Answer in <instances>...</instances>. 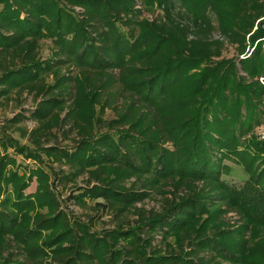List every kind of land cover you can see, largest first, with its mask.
I'll use <instances>...</instances> for the list:
<instances>
[{
    "label": "trees",
    "instance_id": "16d2710c",
    "mask_svg": "<svg viewBox=\"0 0 264 264\" xmlns=\"http://www.w3.org/2000/svg\"><path fill=\"white\" fill-rule=\"evenodd\" d=\"M25 92L0 125V264H264V0H0V101ZM67 201L138 217L99 232Z\"/></svg>",
    "mask_w": 264,
    "mask_h": 264
},
{
    "label": "rangeland",
    "instance_id": "374dc122",
    "mask_svg": "<svg viewBox=\"0 0 264 264\" xmlns=\"http://www.w3.org/2000/svg\"><path fill=\"white\" fill-rule=\"evenodd\" d=\"M158 12V11H156ZM144 13V16L146 17H154L157 13ZM53 43L48 39L41 40V56L43 58H48L52 55V48ZM226 56L231 57L235 54V49L232 46H228L224 53ZM14 97H17V94H14ZM36 104L33 95L25 92L22 96H19L17 98H14L10 102L7 101H0V125H2V121L7 117H12L16 113L24 110V108L34 107ZM115 116L114 112L112 110H108L105 114L106 119L113 118ZM25 126L28 129H32L33 127L37 126V123L34 121H26ZM264 131V129L261 130V132ZM14 137L19 138L18 132L13 134ZM75 137V133L70 134L68 137L64 134L63 130L56 131V135L51 137L50 142H46L45 144H57L60 146H66L71 143H73V138ZM22 144L29 143L28 139H19ZM0 150H2L1 144H0ZM9 152L16 156L18 161L20 163H28L30 165H35V162L32 160H25L21 155L16 154L12 149L9 150ZM44 160L48 163V165H53L54 167L58 166V163H54L51 159H49L47 156H44ZM227 164L232 165V168L234 171L231 173H224L223 178L235 185H240L242 183V176L240 174L239 168L232 163L230 160H226ZM24 165V164H23ZM131 181H126V185L129 187L131 184ZM87 183V176L80 177L77 181V184L79 186H84ZM73 187L72 185H68L65 187V192L63 197H66L70 190ZM36 189V181L32 183V185L27 189V192H34ZM163 196L161 194L156 195L155 197L145 199L142 202H139L137 204L138 207H143L147 210L155 209L160 210L162 206ZM94 202H89L88 206L81 207L79 205L73 204V202L67 201L64 204V207L68 209L70 215L72 217H77L81 219L82 221H85L87 223H91V228L93 230H97L99 232L106 231L108 229H113L117 227L119 224H122L124 228H128L130 224L136 223L137 215L131 213V212H124V213H118L111 212L109 209L103 206H95ZM227 220L230 224L238 225L240 224V215L236 212H230L227 215ZM160 236H157L155 243H159ZM226 264V262L224 263Z\"/></svg>",
    "mask_w": 264,
    "mask_h": 264
},
{
    "label": "built area",
    "instance_id": "2783aa9c",
    "mask_svg": "<svg viewBox=\"0 0 264 264\" xmlns=\"http://www.w3.org/2000/svg\"><path fill=\"white\" fill-rule=\"evenodd\" d=\"M260 137H261V138H264V131H262V132L260 133Z\"/></svg>",
    "mask_w": 264,
    "mask_h": 264
}]
</instances>
